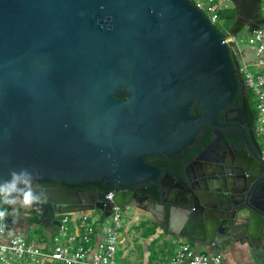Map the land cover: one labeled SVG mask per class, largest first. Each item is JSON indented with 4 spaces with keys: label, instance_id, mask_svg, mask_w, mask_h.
Here are the masks:
<instances>
[{
    "label": "water",
    "instance_id": "water-1",
    "mask_svg": "<svg viewBox=\"0 0 264 264\" xmlns=\"http://www.w3.org/2000/svg\"><path fill=\"white\" fill-rule=\"evenodd\" d=\"M230 1L236 16L222 36L190 0H0V178L28 169L34 180L111 185L101 195L39 188L55 213L35 225L93 210L107 218L113 191L134 215L182 212L207 242L232 233L264 251V160L244 121L232 154L200 152L175 173L144 160L179 153L205 123L228 126L219 115L238 94L252 133L236 37L264 29V0Z\"/></svg>",
    "mask_w": 264,
    "mask_h": 264
},
{
    "label": "built area",
    "instance_id": "built-area-1",
    "mask_svg": "<svg viewBox=\"0 0 264 264\" xmlns=\"http://www.w3.org/2000/svg\"><path fill=\"white\" fill-rule=\"evenodd\" d=\"M226 0H190L213 24L217 21L216 13L222 9ZM226 7V6H224ZM264 4H261V10ZM234 39L228 36L225 41ZM238 42V41H237ZM249 44L254 46L258 56V62L252 68L246 64H240L238 71L242 75L244 83L255 100V115L253 130L260 138L264 160V29L254 30L250 33ZM114 192L109 191L105 200L111 204V214L101 224L102 237L96 243L92 254L89 247L91 239V227L86 222L89 217L82 214L80 227L84 228V234L80 236L67 235L70 216L63 214L55 235L51 238L52 247L49 252L43 247L26 239L21 233L11 236L7 242L1 239L10 224L9 217L5 221L7 228L0 232V264H40L44 256H48L53 264H122L117 261L118 244L120 242V211L121 207L114 202ZM169 264H227L222 256L217 253H205L197 251L191 242L181 241L171 257Z\"/></svg>",
    "mask_w": 264,
    "mask_h": 264
},
{
    "label": "crops",
    "instance_id": "crops-1",
    "mask_svg": "<svg viewBox=\"0 0 264 264\" xmlns=\"http://www.w3.org/2000/svg\"><path fill=\"white\" fill-rule=\"evenodd\" d=\"M239 50V61L240 64L249 65L252 68H260L255 66L258 62V56L256 54V49L254 46L242 47L237 44ZM214 153L211 151L208 153V157L213 156ZM144 210V209H143ZM138 212L141 210H137ZM89 215V213H86ZM70 216L69 220V235L80 236L84 234V228L80 227L82 217L80 214H68ZM137 219V215H135ZM58 218V217H57ZM61 218V217H60ZM148 220L153 224L155 230L149 234L147 240L145 241V250H144V260L142 264H149V249L148 245L151 243L157 244L160 246V249L163 251L160 257L161 259L156 264H169L171 257L174 255L177 246L181 241H189L192 243L194 248L197 251L205 253H217L222 256L224 261L227 264H261L264 260V251L257 242H251L249 239H233L232 233L221 234L215 238V241L207 242V236L203 231V223H197L191 221L187 228V222L183 220L182 212H176L173 215V218L170 220L169 216L166 214L164 217L159 215L147 216ZM107 218H97L92 221L90 217L86 219L87 225L91 227V239L89 241V247L91 248L90 254L95 250L96 243L101 240L102 230L101 224ZM58 220H60L58 218ZM10 224L8 225L7 230L5 231L1 241L7 242L8 239L16 233H21L26 237L27 240L32 241L33 243L43 247V250L49 252L52 247L51 238L55 235L57 227L51 222L44 227L35 225V220H31L30 217L22 214V212L17 211L15 217L9 215ZM31 227L35 229L37 227L43 228V231L40 235L36 237H30L29 230ZM127 228L125 227L124 237H127ZM122 229V226H121ZM120 229V233H121ZM162 236V237H161ZM120 236V242L124 239ZM122 238V239H121ZM161 238V240H160ZM162 244V245H161ZM164 248V249H163ZM158 250L155 249L154 252ZM125 256L121 255V260H119V247L117 252V261L125 264L123 262ZM12 264V263H9ZM14 264V263H13ZM40 264H53L52 260L48 256H44ZM155 264V263H154Z\"/></svg>",
    "mask_w": 264,
    "mask_h": 264
},
{
    "label": "flooded vegetation",
    "instance_id": "flooded-vegetation-1",
    "mask_svg": "<svg viewBox=\"0 0 264 264\" xmlns=\"http://www.w3.org/2000/svg\"><path fill=\"white\" fill-rule=\"evenodd\" d=\"M128 95V92L126 90H121L118 92L117 96L120 98H124L125 96ZM240 101L241 97L238 94L236 98L232 101L230 105H228L223 111H221L219 115V119L222 122H225L228 124V126L221 127V128H216L212 126L211 124L205 123L201 126L200 130L198 131L197 135L195 136L193 142L188 145L186 148L181 150L179 153L176 154H157V153H149L144 156V160L146 163L154 166L160 167L163 171L168 170L172 173H175L176 170L178 169L177 164L180 163V161L183 164H189L192 162L194 159L197 158L198 154L200 152H209V151H215V150H220L223 151L225 154H232L234 152H237L238 149L242 146L241 143V130L237 126L238 123L244 121V127L247 131V139L251 141L253 145V149L255 151H262V146H261V141L258 140L256 134L254 133L253 130V124H254V115L255 112L250 106L252 110V133H251V127H249V122H250V114H244L240 109ZM200 110L196 109L193 105L189 108V112L191 114H196ZM210 128L212 132V139L208 143L205 142L204 138V133L206 129ZM216 131H221L225 139L229 142V144H226L223 138L216 133ZM226 133H231L236 137V139H229L226 136ZM213 144L211 145V143ZM195 148H200L199 153L197 154H192L190 153L191 150H194ZM206 157V155H204ZM208 156V155H207ZM220 159H222L220 157ZM100 180H89L81 184H68L62 181L54 180V179H45V180H34V185H39L40 188L42 187H60L64 189H69L73 191H86V190H95L97 195L104 194L106 191L111 190V185L106 184L103 186H100L98 184ZM89 182V185L87 184ZM110 185V187H108ZM126 189H130L129 187H126ZM141 208H143V205H139ZM35 211V214L33 215H27L30 217L31 220H35L37 218V214H42L46 212L47 216H51L52 214L55 213V210H53V207L48 204V203H43L40 205L34 206L32 209H23L18 206L17 211L19 212H24V211ZM58 216H56V219Z\"/></svg>",
    "mask_w": 264,
    "mask_h": 264
},
{
    "label": "rangeland",
    "instance_id": "rangeland-1",
    "mask_svg": "<svg viewBox=\"0 0 264 264\" xmlns=\"http://www.w3.org/2000/svg\"><path fill=\"white\" fill-rule=\"evenodd\" d=\"M263 4H264V1L262 2V5ZM233 9L234 7L230 0H226L222 4V10H223V13L225 14L231 13ZM262 13L264 14V7L262 8ZM230 18L231 17H225L224 19H221L219 21V24H216L217 28L224 34L227 33L233 25L234 21L231 24L229 23L231 20ZM249 38H250V33H248L245 30L240 31L236 37L237 41L239 42V45L242 47L252 46L249 44ZM249 102H250V106L255 112V100L251 94L249 96ZM257 138L260 141V138L259 137ZM2 207H8V206H2ZM8 211L10 213V216L13 217L11 215L12 209L8 208ZM90 214H91L90 219L92 221H94V219L100 218L101 216V212L98 210H93L90 212ZM61 216L62 215H59L58 218L60 219ZM135 217L136 216L134 215L133 207L131 206L126 207L125 210L120 211V222L122 224L120 236L122 238L124 237L125 227L128 225L127 232H126L127 237H124L121 243L118 244L119 260H121V255H124L125 258L123 262L125 264H142V260H144L145 241L147 240L149 234H151L155 230V227L148 220L146 215H138L137 219ZM42 231H43V228L41 227H37L36 229L34 227H31V229L28 232H29L30 237H36L40 235ZM147 248L150 251L149 252L150 261L148 263L156 264L161 259L160 256L162 254L159 253V250H161L162 248L160 249V246H158L157 244H153V243L148 245ZM157 248L158 250L154 252L155 249ZM160 252L163 253L162 250Z\"/></svg>",
    "mask_w": 264,
    "mask_h": 264
},
{
    "label": "clouds",
    "instance_id": "clouds-1",
    "mask_svg": "<svg viewBox=\"0 0 264 264\" xmlns=\"http://www.w3.org/2000/svg\"><path fill=\"white\" fill-rule=\"evenodd\" d=\"M34 179V173L28 169L11 170L7 178H0V232L7 228L8 208L12 209L11 215L15 217L17 206L32 209L46 202V193L38 190L40 186L34 185Z\"/></svg>",
    "mask_w": 264,
    "mask_h": 264
},
{
    "label": "trees",
    "instance_id": "trees-1",
    "mask_svg": "<svg viewBox=\"0 0 264 264\" xmlns=\"http://www.w3.org/2000/svg\"><path fill=\"white\" fill-rule=\"evenodd\" d=\"M216 15H217V21L215 22V23H213L212 25L214 26V28L216 29V31L220 34V35H226L227 33H223V32H221L218 28H217V26H216V24H219V21L221 20V19H224L225 17H231L230 19V24L234 21V19H235V16H236V11H235V8L232 10V12L231 13H228V14H225V13H223V10L222 9H220L217 13H216ZM226 136L229 138V139H236V137L234 136V135H232L231 133L229 134V133H226ZM204 138H205V142L206 143H208L209 141H211V139H212V132H211V129L210 128H208V129H206V131H205V133H204ZM199 151H200V148H195L194 150H191L190 151V153H192V154H197V153H199ZM183 165V163L180 161V163L179 164H177V166L178 167H181ZM87 184L89 185V182H87ZM98 184H100V186H103V185H105V183H104V181H99L98 182ZM108 187H110V185H108Z\"/></svg>",
    "mask_w": 264,
    "mask_h": 264
}]
</instances>
